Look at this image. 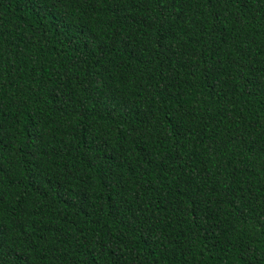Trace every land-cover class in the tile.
Returning a JSON list of instances; mask_svg holds the SVG:
<instances>
[{
    "label": "trees",
    "instance_id": "1",
    "mask_svg": "<svg viewBox=\"0 0 264 264\" xmlns=\"http://www.w3.org/2000/svg\"><path fill=\"white\" fill-rule=\"evenodd\" d=\"M0 264H264V0H0Z\"/></svg>",
    "mask_w": 264,
    "mask_h": 264
}]
</instances>
